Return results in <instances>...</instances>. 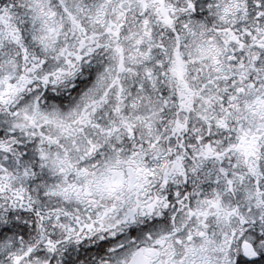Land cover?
I'll return each mask as SVG.
<instances>
[{"label":"snow or ice","instance_id":"1","mask_svg":"<svg viewBox=\"0 0 264 264\" xmlns=\"http://www.w3.org/2000/svg\"><path fill=\"white\" fill-rule=\"evenodd\" d=\"M0 264H264V0H0Z\"/></svg>","mask_w":264,"mask_h":264}]
</instances>
